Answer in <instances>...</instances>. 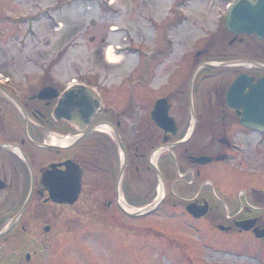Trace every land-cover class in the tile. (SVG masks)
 <instances>
[{
  "label": "flooded vegetation",
  "instance_id": "flooded-vegetation-1",
  "mask_svg": "<svg viewBox=\"0 0 264 264\" xmlns=\"http://www.w3.org/2000/svg\"><path fill=\"white\" fill-rule=\"evenodd\" d=\"M61 3L46 8L39 6V21L43 16L48 18L52 23V28H48L50 33H59L60 24L56 19L62 17L65 6ZM12 26L8 37L18 42L20 31ZM247 40L232 36L230 41L231 45H242ZM249 49L253 54L250 59L232 56L224 63L229 64L224 67L236 69L228 83L219 80L208 88L202 84L214 77L205 71L212 65L203 60V53L194 56L192 64L197 71L192 86L182 88L181 82L178 91L161 97L168 99L171 116L175 109L172 95L183 96L178 104L193 109L188 118L173 116L175 126L171 129L175 133L170 128L163 130L157 126L150 115L153 106L140 110L124 105L122 114L103 115L78 141L77 133L67 123L57 122L52 116L69 84H62L51 74L57 58L50 62L51 69L41 74L34 71L35 75L25 69L26 58L20 60L13 55L8 62L12 70L0 73V264L40 261V245L38 249L23 252L7 247L23 239L46 237L55 242L64 236L87 232L88 228L107 233L134 232L138 230L134 225L136 220L156 216L165 208L181 213L201 228L210 227L221 237L248 235L254 240L255 249H264V238L259 239L254 233V230L264 232V188L254 186L251 174L241 169V165L230 164L238 153H246L248 148L237 137H248L251 132L259 135L242 125L241 111L230 108L226 98L230 85L240 75L246 74L255 82L264 78V48L250 46ZM44 89L53 90L57 97L42 100L40 94ZM186 98L188 101H184ZM138 112H142L141 118L128 119ZM98 125L111 128V134L100 135L99 147L95 135L99 133L95 129ZM204 133L217 142L215 148L197 140ZM61 139L71 141L63 145ZM158 150L161 152L154 162L153 156ZM203 157L211 158L212 162L198 165L196 160ZM67 164L77 167L80 192L75 203L60 205L51 200L43 176L52 167L58 174L65 173ZM162 191L164 197L159 202ZM140 202L142 209L156 205L157 209L147 215H137ZM24 206L19 220L10 226ZM188 208L205 215L196 219ZM247 221L254 222L253 229L240 230L238 225ZM174 224L179 226L177 221ZM165 240L171 242L168 237ZM187 248L178 244L185 255ZM214 251L231 253L217 247ZM56 258L54 262L58 263Z\"/></svg>",
  "mask_w": 264,
  "mask_h": 264
},
{
  "label": "rangeland",
  "instance_id": "rangeland-1",
  "mask_svg": "<svg viewBox=\"0 0 264 264\" xmlns=\"http://www.w3.org/2000/svg\"><path fill=\"white\" fill-rule=\"evenodd\" d=\"M60 1L64 6L68 0H0V73L12 70L8 62L13 55L20 60L26 58L25 69L39 74L51 69L50 62L57 58L51 70L56 80L66 84L75 79L97 87L113 113L120 110L121 104L130 109L149 110L161 97L178 91L181 82L182 88H190L197 71L192 61L199 50L204 61L215 64L205 70L214 75L202 84L208 88L215 81L226 84L232 79L236 69L223 67L232 56L248 60L253 56L250 46L264 48V42L256 38H248L243 46L231 45L232 34L225 27L226 8L237 0H81L76 10L65 9L62 17L56 19L61 30L54 34L48 32L52 23L46 16L39 21V6H52ZM84 5L88 7V15L81 17ZM17 23L23 24L22 29L17 27L20 40L14 42L8 37V29L12 25L15 29ZM111 28L120 32L112 33ZM24 31L27 37L23 36ZM109 48L119 55L118 64H108ZM162 48L164 51L159 54L157 51ZM140 55L143 56L141 70L147 66L149 75L146 72L139 84ZM181 97L172 95L175 109L171 114L188 118L193 109L179 105L177 101ZM190 99L192 103L193 97ZM137 114L128 119L141 118L142 112ZM101 134L95 133L98 147ZM203 135L197 140L215 148L217 142ZM237 140L248 148L246 153H238L230 164L241 165V169L251 174L253 185L264 188V135L251 132ZM142 207L140 202L137 209ZM134 225L138 228L134 232L107 233L88 228L87 232L64 236L55 242L37 237L7 247L23 252L38 249L40 245L41 259L32 264H189L188 259L192 264H264V249H255L250 236L221 237L210 227L201 228L190 218L166 208L156 216L136 220ZM41 241H44L42 245ZM178 244L188 247L186 255L178 249ZM216 247L231 253L213 252ZM56 257L58 263L54 262Z\"/></svg>",
  "mask_w": 264,
  "mask_h": 264
},
{
  "label": "water",
  "instance_id": "water-1",
  "mask_svg": "<svg viewBox=\"0 0 264 264\" xmlns=\"http://www.w3.org/2000/svg\"><path fill=\"white\" fill-rule=\"evenodd\" d=\"M226 27L229 32L235 35L257 36L264 39V0H239L233 4L226 19ZM249 87L247 96H243V90ZM53 91L45 90L42 94L46 97L42 99H54L50 96ZM229 105L236 110H243L242 122L245 127L264 132V80L257 85L252 84L246 76L240 77L230 88L227 95ZM167 101L162 100L157 103L153 118L158 122L171 121L168 117L169 108ZM103 112H106L105 102L98 90L94 87L82 83L71 84L59 99L58 105L53 112V118L57 122H66L68 126L78 133L86 134V130ZM85 132V133H84ZM212 160L202 158L196 160L197 164L205 165ZM66 179L57 175H46L45 185L50 180V185L46 186L51 199L60 204H72L78 193V185L74 182L72 170L68 168ZM54 174V173H52ZM66 184L63 185L61 183ZM189 212L196 218L204 213ZM244 230L251 229L250 226H241ZM257 238H264V232H255Z\"/></svg>",
  "mask_w": 264,
  "mask_h": 264
},
{
  "label": "bare ground",
  "instance_id": "bare-ground-1",
  "mask_svg": "<svg viewBox=\"0 0 264 264\" xmlns=\"http://www.w3.org/2000/svg\"><path fill=\"white\" fill-rule=\"evenodd\" d=\"M107 57H108V63L110 64H117V62L120 60V58H118L114 52V50L112 48H109L107 51ZM97 129L105 134H110L111 133V128L107 127V126H99L97 127ZM61 144L63 145H67L70 143L71 140L68 139H61L60 140Z\"/></svg>",
  "mask_w": 264,
  "mask_h": 264
}]
</instances>
